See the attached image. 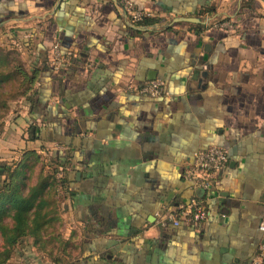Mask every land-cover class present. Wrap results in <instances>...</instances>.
Wrapping results in <instances>:
<instances>
[{"label":"crops","instance_id":"1","mask_svg":"<svg viewBox=\"0 0 264 264\" xmlns=\"http://www.w3.org/2000/svg\"><path fill=\"white\" fill-rule=\"evenodd\" d=\"M122 1L0 0V47L40 66L14 147L65 169L81 239L68 264L251 263L264 242V0H129L149 25ZM55 44L70 60L58 72ZM153 79L167 97L132 90ZM213 146L229 162L204 194L183 173ZM202 195L206 222L160 223Z\"/></svg>","mask_w":264,"mask_h":264},{"label":"rangeland","instance_id":"2","mask_svg":"<svg viewBox=\"0 0 264 264\" xmlns=\"http://www.w3.org/2000/svg\"><path fill=\"white\" fill-rule=\"evenodd\" d=\"M24 50L18 43L0 47V162L6 164V169L0 170V195L9 194L21 184L22 195L26 197L34 186L44 182L49 205L43 212L50 213V219L38 238L27 235L11 243L0 231V264H68L78 257L81 239L67 215V196L60 188L58 164L43 150L28 146L17 151L14 147L20 141L14 137L17 120L25 113L40 74L33 55L25 54ZM24 166L27 168L23 169ZM20 171L23 183L17 178ZM6 208L2 225L11 231L15 226L14 210L9 204ZM28 220L33 221L32 214Z\"/></svg>","mask_w":264,"mask_h":264},{"label":"built area","instance_id":"3","mask_svg":"<svg viewBox=\"0 0 264 264\" xmlns=\"http://www.w3.org/2000/svg\"><path fill=\"white\" fill-rule=\"evenodd\" d=\"M120 8L127 16L129 21L135 25L142 23L151 14L145 10H139L129 0H123ZM219 28L227 27L234 29V24L229 22H221L217 24ZM69 57H65L61 53L60 46L55 44L50 52L49 65L56 72L64 65L69 64ZM133 91L140 95L150 98L159 99L167 97L165 83L161 80H155L145 83L141 87L133 88ZM229 162L228 152L218 146H213L207 150H203L195 154L193 162L184 171L183 178L190 182L195 190L206 193L211 187L219 185V173L227 166ZM60 179L63 174H59ZM205 195L193 198L188 205L178 207L176 210H166L159 215L160 223L167 225L171 223L178 227L182 223H201L206 222L209 218L208 210L205 202ZM260 230L264 233V219L261 223ZM246 264H264V242L260 244L256 257L251 263Z\"/></svg>","mask_w":264,"mask_h":264},{"label":"trees","instance_id":"4","mask_svg":"<svg viewBox=\"0 0 264 264\" xmlns=\"http://www.w3.org/2000/svg\"><path fill=\"white\" fill-rule=\"evenodd\" d=\"M158 18L153 19L152 17L146 18L142 23L138 25H149L153 22H158ZM53 48V47H52ZM52 50V49H51ZM50 50V52H51ZM50 60V55L47 57V63ZM31 99V98H30ZM30 101V100H29ZM27 158V157H26ZM5 162H0V170H5L6 168ZM27 168V166H24ZM58 170L63 174V177L60 179V188L65 192L67 199L70 196L71 190L67 185L66 172L63 166L58 165ZM22 171L17 173V178L20 183H23V179H21ZM21 184L17 186V189L12 190L9 194H1L0 195V231L8 237L9 242H13V240H17L18 238L25 236H34L39 237L40 231L47 221L50 219V213H44V209L49 205L47 200L45 199L46 193V185L44 182H40L36 186H34L28 193V196L24 197L22 195V191L20 189ZM66 199V200H67ZM9 204L10 207L14 210V214L12 216L13 222L15 224L14 228L11 231H8L2 225V218L6 214L7 208L6 205ZM33 215V221L30 222L28 217ZM192 224V223H189ZM14 241V242H15Z\"/></svg>","mask_w":264,"mask_h":264},{"label":"water","instance_id":"5","mask_svg":"<svg viewBox=\"0 0 264 264\" xmlns=\"http://www.w3.org/2000/svg\"><path fill=\"white\" fill-rule=\"evenodd\" d=\"M185 21L195 22L196 20L187 19V20H185ZM151 81H154V79H153V80H151Z\"/></svg>","mask_w":264,"mask_h":264}]
</instances>
